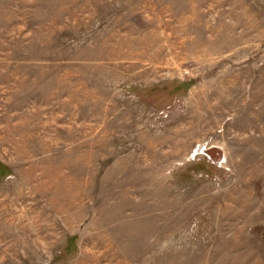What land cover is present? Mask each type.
Returning <instances> with one entry per match:
<instances>
[{"label":"rangeland","instance_id":"obj_1","mask_svg":"<svg viewBox=\"0 0 264 264\" xmlns=\"http://www.w3.org/2000/svg\"><path fill=\"white\" fill-rule=\"evenodd\" d=\"M0 264H264V0H0Z\"/></svg>","mask_w":264,"mask_h":264},{"label":"bare ground","instance_id":"obj_2","mask_svg":"<svg viewBox=\"0 0 264 264\" xmlns=\"http://www.w3.org/2000/svg\"><path fill=\"white\" fill-rule=\"evenodd\" d=\"M178 156V155H177ZM182 156V155H181Z\"/></svg>","mask_w":264,"mask_h":264}]
</instances>
